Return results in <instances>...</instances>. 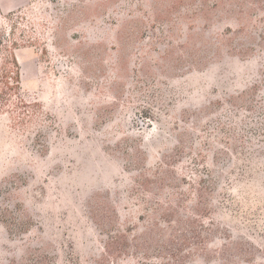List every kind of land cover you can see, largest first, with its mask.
Instances as JSON below:
<instances>
[{
	"label": "rangeland",
	"instance_id": "1",
	"mask_svg": "<svg viewBox=\"0 0 264 264\" xmlns=\"http://www.w3.org/2000/svg\"><path fill=\"white\" fill-rule=\"evenodd\" d=\"M13 12L0 264H264V0Z\"/></svg>",
	"mask_w": 264,
	"mask_h": 264
},
{
	"label": "trees",
	"instance_id": "2",
	"mask_svg": "<svg viewBox=\"0 0 264 264\" xmlns=\"http://www.w3.org/2000/svg\"><path fill=\"white\" fill-rule=\"evenodd\" d=\"M21 13L13 12L0 19V100L22 88V72L14 51L26 41L23 36L25 30L19 26L20 19L25 18ZM18 33L23 37L18 38ZM113 239L117 240L119 237L115 236Z\"/></svg>",
	"mask_w": 264,
	"mask_h": 264
}]
</instances>
